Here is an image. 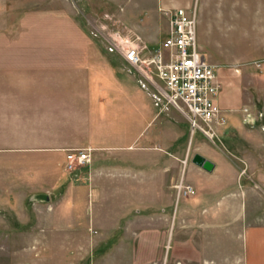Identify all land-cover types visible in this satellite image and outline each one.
Here are the masks:
<instances>
[{
    "label": "rangeland",
    "instance_id": "obj_1",
    "mask_svg": "<svg viewBox=\"0 0 264 264\" xmlns=\"http://www.w3.org/2000/svg\"><path fill=\"white\" fill-rule=\"evenodd\" d=\"M163 1L120 0L123 6H118V0H0V22L23 40L48 41L57 38L52 34L61 25L55 21L57 13L62 18L69 11L72 39H100L107 51L124 59L109 49L112 38L119 41L117 14L125 10L135 19L142 12L144 24L162 27L161 11L169 18L160 7ZM175 1L196 9L201 51L217 67L220 79L243 88L252 100L238 103L241 108L228 115L222 141L215 143L193 132L187 118L170 105L148 124V112L141 106L160 111L150 94L154 86L147 82L149 89L143 87L144 75L123 61L120 73L135 76L140 90L120 92L119 101L134 104L136 115L129 123L120 120L117 128H100L93 145L106 148L88 145L94 148L89 163L71 170L62 155L50 159L27 151L0 152V264H176L178 254L190 251L183 245L186 233L175 227V208L197 192L187 174L189 166H199L193 162L195 154L215 163L213 171L199 166V181L225 173L216 170L211 148L229 156L233 181L247 187L249 199L253 197L264 214V0ZM169 32L170 23L164 39ZM25 50L28 55L38 53L36 47ZM232 84L222 89L231 93ZM246 107L263 114L254 126L243 121ZM243 123L256 137L248 140L237 129H228ZM156 131L164 147L167 136V177L161 178L167 191L156 190L160 178L151 176L148 154L128 147L142 137H154ZM180 185H191L194 191L185 193ZM40 194L49 199L37 198Z\"/></svg>",
    "mask_w": 264,
    "mask_h": 264
},
{
    "label": "crops",
    "instance_id": "obj_2",
    "mask_svg": "<svg viewBox=\"0 0 264 264\" xmlns=\"http://www.w3.org/2000/svg\"><path fill=\"white\" fill-rule=\"evenodd\" d=\"M118 1V6H123ZM176 2L165 0L160 7L185 5ZM141 13L132 19L131 12H119L114 36L119 41L138 36L154 47L168 33L169 18L161 11L165 25L150 28L143 23ZM57 15L55 21L61 25L56 33L52 32L57 38L48 41L23 40L16 32L8 31V24L0 22V152L27 151L51 159L54 155L66 157L70 148H106L93 145L100 128H117L115 124L120 120L129 123L136 115L134 104L119 101L120 92L130 95L140 90L135 76L120 73L125 60L120 59L119 53L107 51L100 39H72L70 12H64L62 18L61 13ZM28 47L38 48V53L28 55ZM217 75L221 80L218 69ZM220 82L222 88L232 84ZM233 88L231 93L221 89L219 95L227 115L252 100V94L243 88ZM240 101L242 105H238ZM141 107L148 112V124L161 117V111L153 106ZM167 120L166 114L165 126ZM228 129H237L248 140L256 137L254 130L244 123ZM142 139L128 147L139 149L140 155L148 154L153 168L150 174L160 178L155 183L156 190L167 191V182L161 181L162 176L167 177V136L165 147L159 131L154 137ZM209 153L217 162L216 170L225 173L214 174L212 181H199L202 168L189 166L188 178L196 182L197 192L177 204L175 227H182L186 233L183 245L190 247V251L178 254L176 264H264V214L254 198L249 199L247 187L233 181L234 165L229 156L221 149L211 148Z\"/></svg>",
    "mask_w": 264,
    "mask_h": 264
},
{
    "label": "built area",
    "instance_id": "obj_3",
    "mask_svg": "<svg viewBox=\"0 0 264 264\" xmlns=\"http://www.w3.org/2000/svg\"><path fill=\"white\" fill-rule=\"evenodd\" d=\"M169 17V35L152 47L140 42L141 38H112L110 50L119 51L124 60L144 75L140 81L154 86L150 92L160 111L171 106L183 114L193 132H200L212 142L222 141L221 129L227 125L228 115L219 103L222 84L217 67L211 64L201 51L198 41L196 9L177 6L165 10ZM139 41V42H138ZM170 105V107H169ZM244 123L256 125L261 113L246 107ZM94 148L90 146L67 149L66 161L73 170L92 160ZM185 193H192L191 185H180Z\"/></svg>",
    "mask_w": 264,
    "mask_h": 264
},
{
    "label": "water",
    "instance_id": "obj_4",
    "mask_svg": "<svg viewBox=\"0 0 264 264\" xmlns=\"http://www.w3.org/2000/svg\"><path fill=\"white\" fill-rule=\"evenodd\" d=\"M193 162L196 163L197 165L203 167L204 169L208 170V171H213L215 168V163L210 160L209 158L203 156L202 154H195L194 158H193ZM37 198L40 199H49V195L48 194H40L37 196Z\"/></svg>",
    "mask_w": 264,
    "mask_h": 264
}]
</instances>
